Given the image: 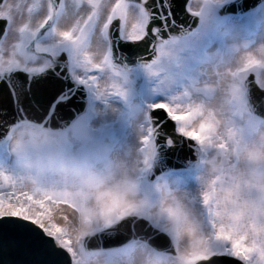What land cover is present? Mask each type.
<instances>
[{
    "label": "snow or ice",
    "instance_id": "snow-or-ice-1",
    "mask_svg": "<svg viewBox=\"0 0 264 264\" xmlns=\"http://www.w3.org/2000/svg\"><path fill=\"white\" fill-rule=\"evenodd\" d=\"M207 3L202 0L192 15H200ZM172 7L173 0H0V82L17 81L21 88V93L16 94L17 106L28 114L6 130L8 139L66 138L52 129L59 128L58 121L81 93L88 92L99 101L110 96L125 98L129 73L125 59L131 63L138 55L136 49L149 43L153 52L162 54L165 47L173 44L164 39L165 33L177 26ZM121 47L129 49L128 56L120 54ZM142 67L154 74L157 60L144 59ZM249 68L255 69L256 84L264 89V79L259 75V71H264V62L252 59L245 65V70ZM243 81L237 85L239 92ZM148 109L141 121V159L131 185L99 193L98 210L72 205L82 216L83 231L77 237L80 251H84L86 237L103 236L110 240L115 236L111 242L120 243V233L127 232L129 225L137 221V227L142 228L147 222L178 244L185 215L183 206L175 202L165 208L157 195L158 182L154 191H142L139 186L141 177L150 170L157 144L176 141L174 133H178L180 138L195 143L202 153L201 163L210 149L221 160L222 174L200 193L202 210L197 212L208 229L207 247L193 259L199 264H264V240L250 238L241 218L235 215L239 189H233L230 183L234 167L231 158L241 150L235 130L225 135L215 113L196 105L187 93L154 102ZM11 115L5 111L0 120L7 122ZM77 159L99 163L97 158L87 156ZM130 189L140 192L139 202L124 198L123 193ZM226 190L233 192V198L225 201L222 194ZM69 206L56 189L38 179L0 168V231L12 228L26 233L40 250L39 264H81L65 226L69 217L63 209ZM229 215L232 219L225 223L224 218ZM153 244L156 247L149 255L158 264H167L168 240L158 238ZM138 246L147 248L141 240L134 239L122 247L100 248L87 255H102L105 264H114L113 257L119 256L131 264ZM87 247L90 248L88 242ZM158 248L165 251H156Z\"/></svg>",
    "mask_w": 264,
    "mask_h": 264
},
{
    "label": "clouds",
    "instance_id": "clouds-1",
    "mask_svg": "<svg viewBox=\"0 0 264 264\" xmlns=\"http://www.w3.org/2000/svg\"><path fill=\"white\" fill-rule=\"evenodd\" d=\"M252 59L264 62V45L250 50H236L231 56L208 65L206 80L197 90L199 95L192 100L206 111L215 113L219 128L225 135L235 130L236 139L241 141L239 154H233L231 158L234 167L230 173V183L233 189H239V208L235 215L241 218L244 231L250 238L264 240V125L248 124L247 109L241 92L237 91V85L242 79L255 74L253 68L245 70V65ZM124 88L127 93L126 85ZM143 118L144 112H134L130 117L137 144L142 135ZM52 132H60V129L54 128ZM88 143L86 132H78L70 138L52 136L49 139L35 140L28 136L23 139L14 136L9 140L16 165L15 172L26 178H36L44 185L56 189L69 203L70 206L63 209L69 217L65 226L81 264H105L104 256L87 255L98 252L97 249L87 247L89 238H85L84 251H80L77 237L83 231L82 216L72 205L98 210V194L131 185L137 175L141 158L136 145L127 146L123 151L99 154L96 157L99 163L96 164L77 159L70 154L76 145L86 147ZM220 164V157L214 149H210L204 162H200V173L197 177L199 194L207 188L209 182L222 174ZM158 184L157 195L163 201L164 207L179 202L185 214L177 237L178 244L169 237L171 250L168 251L167 264H199L193 257L205 252L208 229L204 227L186 192L170 187L163 180H159ZM123 195L129 202H139L142 199L139 191L131 189ZM232 198V191L226 190L222 194V200ZM231 219L232 216L229 215L224 218V222L228 223ZM141 243L147 245V248L138 246L131 264H158L149 255L153 246L146 240H141ZM113 260L114 264H128L126 258L119 256H114Z\"/></svg>",
    "mask_w": 264,
    "mask_h": 264
},
{
    "label": "rangeland",
    "instance_id": "rangeland-1",
    "mask_svg": "<svg viewBox=\"0 0 264 264\" xmlns=\"http://www.w3.org/2000/svg\"><path fill=\"white\" fill-rule=\"evenodd\" d=\"M231 1L233 0H208L201 14L196 15L200 18L199 29L190 37L172 38L173 44L170 47H165L163 54L158 52L156 59L157 68L154 69V74H149L144 67H137L130 71L128 73L127 95L125 98L110 96L105 101H99L92 98L87 92L85 112L73 121L67 129L60 131L66 138L81 132V129L82 132L88 134V145L86 147L76 145L70 154L75 158H80L84 156L94 157L104 152L122 151L126 147L125 143H128L126 141L127 138L132 133L130 117L134 112L148 111V106L157 101L180 97L185 93L188 95L185 85L192 86L193 71L197 72L196 81H198L197 77L200 79L203 76L204 73L199 70V65L204 63L207 58L200 60L198 59V54L209 53L207 51L209 45L218 40V46L214 49L217 51L214 52L216 56L219 54L220 48L226 44L225 40H221L222 36L226 35V39H228L227 36L234 32L248 36L247 39H249L253 33L256 34L264 26V4L245 16H220L218 14L219 8ZM201 2L202 0H190L188 11L191 14L193 11H198L197 5ZM194 5L197 8H194ZM203 40H206L207 43L203 44ZM259 75L261 79H264V71H259ZM254 77L256 80V73ZM195 86L200 85L195 84ZM241 90L242 99L247 109L243 83ZM111 104H116L118 109L114 115L110 116L108 109ZM102 109L103 114L101 115L100 111ZM97 120L100 121L98 122ZM247 122L249 125H264V121L252 116L248 109ZM78 148H81L82 151L77 152ZM0 168L9 173L16 170L9 141L0 147ZM199 173L200 171L187 175L170 174L159 178V180H163L170 187L179 188L185 192L189 186L199 189L197 180ZM145 177L146 174L141 177L139 182L141 190L154 191V185L159 180L154 183H148ZM192 195L194 196L191 199V203L197 210L199 208L198 211H201L199 192Z\"/></svg>",
    "mask_w": 264,
    "mask_h": 264
},
{
    "label": "water",
    "instance_id": "water-1",
    "mask_svg": "<svg viewBox=\"0 0 264 264\" xmlns=\"http://www.w3.org/2000/svg\"><path fill=\"white\" fill-rule=\"evenodd\" d=\"M189 0H173V17L177 22L176 29L170 33H165L164 39L170 40L171 37L183 38L193 33L199 23V19L195 16L190 15L187 12V4ZM264 4V0H235L224 5L219 10V15H235L241 16L254 11L256 8ZM167 11V10H166ZM138 55L132 59L131 63L127 62L129 71L136 65L143 64L144 59L151 61L155 59L156 52H153L151 43L145 47L136 49ZM120 54L123 56L129 55V49L121 47ZM66 59V57H65ZM21 74H13L14 77ZM26 75V74H23ZM254 78L249 76L245 81L246 93L245 98L248 102V108L252 115L258 116L264 120V90H260L258 87H254ZM13 85H16L13 87ZM27 85H25V88ZM21 93V88L17 84V81H3L0 82V114H4L5 111L10 112L12 115L8 117L7 122L0 120V134L3 133L4 139H6V130L9 129L14 123L18 122L19 119L26 118L27 113L23 111V107L17 106L16 94ZM86 107V93H81L72 100V105L63 114L64 118L58 121L60 131L65 130L69 125L84 112ZM176 141H173L170 146L166 143L157 144L155 149V156L153 158L152 168L149 174V181H152L154 177H158L163 173L175 171L174 165L177 166L175 158L180 155H190L192 159L197 157L196 151L193 149L194 143H189L186 138H180L178 134L174 133ZM0 143H2L0 141ZM174 154L173 158L171 157ZM197 160V158H196ZM140 222L137 221L135 225H129L127 232L122 231L120 233L121 242L113 243L116 237L113 236L110 240H106L103 236L96 238H89L88 244L92 249H108L115 247H122L124 244L130 243L132 240H146L153 247L154 236L142 234V229L150 231V225L147 222L143 223V227H137ZM137 237V238H136ZM139 237V238H138ZM47 239V237H46ZM127 241V242H126ZM170 241L168 240L169 251ZM158 250L165 251L163 248ZM42 259L41 253L34 241L26 234L19 230L9 228L7 230L0 231V264H39ZM70 260V257H69Z\"/></svg>",
    "mask_w": 264,
    "mask_h": 264
},
{
    "label": "bare ground",
    "instance_id": "bare-ground-1",
    "mask_svg": "<svg viewBox=\"0 0 264 264\" xmlns=\"http://www.w3.org/2000/svg\"><path fill=\"white\" fill-rule=\"evenodd\" d=\"M194 8H197L196 5H194ZM198 29H199V26L196 27V29L193 31V34ZM191 35L192 34H190L189 36H185V37H190ZM227 37H228V39H226V35L222 36L221 40H225L226 44L223 45L220 48V51H219L218 55H216V56L214 55V52H217L214 49L218 46V43H217L218 40L217 41L215 40L212 44L209 45V47L207 48V51L209 53L198 54L199 55L198 59H200V60H203V59L207 58V59H205L204 63H200V65H199V70L203 71L204 74H203V76L200 79H199V77H197L198 81H196L197 72L193 71V75H194L193 78L194 79H193V82H192V86L188 85V84L185 85V89L188 92L189 98L193 99L197 95H199L197 90H198V88L200 86H195V84L201 85L206 80V77H207V66L208 65H211V64H213L214 62H216V61H218L220 59L222 60V59H224L226 57L231 56L236 50H241V49H245V48L250 50V49L256 48L257 46L264 45V26H262L261 29L256 34L253 33L252 37H249V39H247L248 36L240 35V34H237V33H234V32H231L230 36H227ZM202 43L205 44V43H207V41L203 40ZM201 46H202V44H201ZM134 68L135 67H133L131 70H134ZM249 76H253V78H254V81H255L254 82L255 83L254 87H256V88L258 87L260 90H264V89L260 88L256 84V80H255L254 74L248 75L247 78ZM117 109H118V106L116 104L109 105V109H108L109 115L110 116L114 115V113L116 112ZM100 114L101 115L103 114V109L100 111ZM97 121L99 122L100 120H97ZM97 138H95V139H97ZM0 141L2 142L0 144V147L6 144V141H5L4 137H3V133L0 134ZM126 141L128 142V143H125L126 147L130 146V145H136L137 147L139 146V144H137L136 137H135V134H134L133 131L131 133V136H129ZM126 147H124V149ZM77 150H78L77 152H81L82 151L81 148H78ZM188 156H187V154H184L182 156L178 155L175 158L177 166L174 165V168H177V169H175L174 172H170V173H166V174L163 173L161 175V177H166V176H168L170 174L187 175V174L196 173L197 171L199 172L200 169H198V166H199L198 164H199V160H201V159L196 160V159H192L191 157H188ZM96 157L97 156H94V157L90 156L89 158L95 159ZM173 157H174V154L171 157L167 156L166 159L169 160V158H173ZM161 177H154L153 180H152V183L156 182ZM199 191H200L199 189H197L195 187H192V186L191 187L189 186V187H187L185 192H186V194L189 195V197H191L190 199H192L194 195L191 196V194H194V193L199 192ZM196 210H197V208H196ZM198 210H199V208H198ZM141 231H142V234L146 233L147 235H150L152 237L154 236L153 237L154 240H156L158 238H162L164 240H169L167 238L166 234L160 233L158 230L151 228V226H150V231H147L146 229H144V230L142 229ZM167 249H168V247H167ZM170 250H171V247L169 246V251Z\"/></svg>",
    "mask_w": 264,
    "mask_h": 264
}]
</instances>
